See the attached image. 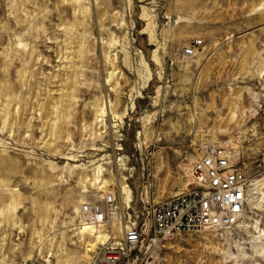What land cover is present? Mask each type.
<instances>
[{
	"label": "rangeland",
	"instance_id": "rangeland-1",
	"mask_svg": "<svg viewBox=\"0 0 264 264\" xmlns=\"http://www.w3.org/2000/svg\"><path fill=\"white\" fill-rule=\"evenodd\" d=\"M210 142L249 177L243 216L166 240L153 264H264V0H0V264H102ZM109 191L105 239L79 233Z\"/></svg>",
	"mask_w": 264,
	"mask_h": 264
},
{
	"label": "built area",
	"instance_id": "built-area-1",
	"mask_svg": "<svg viewBox=\"0 0 264 264\" xmlns=\"http://www.w3.org/2000/svg\"><path fill=\"white\" fill-rule=\"evenodd\" d=\"M200 41H194L183 55L193 58ZM192 155L191 186L161 202L149 205L135 221H124L122 238L101 250L102 264H153L161 245L180 234L225 232L236 227L245 211L249 177L234 160L231 151L208 143ZM114 192L99 201L81 205L83 223L106 225L117 211Z\"/></svg>",
	"mask_w": 264,
	"mask_h": 264
},
{
	"label": "bare ground",
	"instance_id": "bare-ground-1",
	"mask_svg": "<svg viewBox=\"0 0 264 264\" xmlns=\"http://www.w3.org/2000/svg\"><path fill=\"white\" fill-rule=\"evenodd\" d=\"M184 57H187V56H184ZM233 157H234V154H233ZM255 185H256L255 205L258 208V207H261L260 204L264 202V182L263 181H257L255 183ZM80 211H81V208H80ZM81 217L82 216H80V225H79L80 227L78 228L79 233H83V232L87 231V229H90V232L95 236L96 240L105 239V236L104 235H99V232L96 231V229H93V228H100V227H102V225L94 226V225H92L90 223H83L84 220H82ZM112 217H113V219L116 220L117 219V213L116 212L113 213V216ZM255 230H256L257 234L259 235L258 236V239L261 240L262 237H264V235L262 234V232L260 230H258L257 227L255 228Z\"/></svg>",
	"mask_w": 264,
	"mask_h": 264
}]
</instances>
